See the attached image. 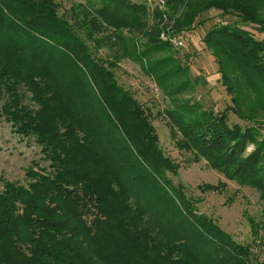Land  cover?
<instances>
[{
	"label": "trees",
	"instance_id": "1",
	"mask_svg": "<svg viewBox=\"0 0 264 264\" xmlns=\"http://www.w3.org/2000/svg\"><path fill=\"white\" fill-rule=\"evenodd\" d=\"M248 1L195 4L201 19L216 10L255 22L242 9ZM59 7L57 0H0L1 116L18 135L33 138L49 162L29 168L27 186L10 181L0 190V264H264L250 245L198 214L194 205L200 200L187 199L181 187L169 192L164 174L176 172L177 164L159 146L143 104L96 54L103 41L97 34L120 28L147 39V51L136 56L141 66L160 50L159 30L147 25L145 4L86 0L73 3L69 17ZM204 41L220 60L224 84L232 83L227 89L239 91L233 97L238 113L249 107L241 97L243 79L264 99V59L257 42L229 24L212 27ZM232 72L240 81H230ZM185 111L190 122L179 119L182 110L168 113L181 125L176 144L256 188L264 201V139L244 161L237 158L238 174L230 165L260 137L256 128L231 127L225 111L215 117L209 111L207 129L195 132L202 115L196 107ZM254 220L257 240L261 226ZM155 231L158 240L151 238Z\"/></svg>",
	"mask_w": 264,
	"mask_h": 264
},
{
	"label": "rangeland",
	"instance_id": "2",
	"mask_svg": "<svg viewBox=\"0 0 264 264\" xmlns=\"http://www.w3.org/2000/svg\"><path fill=\"white\" fill-rule=\"evenodd\" d=\"M57 1L60 3V14L68 17L72 15V11H69L73 3L86 2V0ZM129 1L145 4L148 11L147 25L155 26L159 30L160 50L144 60L142 66L145 69H143L136 56L147 51V39L141 38L139 34L130 35L127 28L109 29L97 34L103 39L101 50L96 52L98 58L106 59L119 83L143 104L145 115L156 128L159 146L164 154L177 164L176 172L168 170L164 174L168 182L165 185L169 192L173 195L172 187L175 189L181 187L187 199L200 200L194 205V210L198 214L215 220L221 229L229 233L238 243L250 245L258 261L264 262V219L262 218L264 201L260 192L215 170L209 161L202 157L197 158L198 153L195 150L180 148L176 143L182 138L181 125H176L168 115L172 111L176 113L182 110L183 114L178 112L181 117L179 119L190 122V114L185 110L187 107H196L195 112L202 116L198 125L193 128L195 132L207 129L206 113L209 111L213 112L214 117L223 115L225 111L231 127L241 125L256 128L260 137L248 144L241 155L232 157L231 171L238 174L240 161L237 158L240 157V160L244 161L256 150L257 144L263 143L264 99L256 96L254 90L247 85L248 81L243 79L242 82L247 89L243 86L245 90L241 97L246 99L249 107L243 105V114L238 113L233 97L239 91H234L233 95L227 89L232 83L224 84L220 60L214 54V49L205 44L204 39L212 27L229 24L233 30L245 34L250 42H257L262 49L260 55L264 59V0H249L246 9L242 7L246 10L245 14L252 17L256 23L245 21L243 15H224L216 10L209 11L202 19L198 18L200 9L195 4L196 0ZM251 13H258V16L255 17ZM177 20L180 22L179 28ZM256 24L262 29L260 30V26ZM90 44L93 45L91 42ZM154 67L157 68L156 72ZM186 68H189L190 72L186 77L180 76L179 70L185 71ZM237 75L234 72L230 73L228 75L232 79L230 81L238 80ZM257 91L261 93V89ZM2 103L3 99L0 100V190H3L4 184L10 181L27 186L29 168L34 167L35 163L42 167L49 165V162L44 160L42 147L33 138L18 135L5 117L1 116ZM184 114L187 115V120ZM242 116L252 117L244 119ZM250 220L259 222L261 226L257 240L252 234ZM156 231L151 238L158 240Z\"/></svg>",
	"mask_w": 264,
	"mask_h": 264
}]
</instances>
